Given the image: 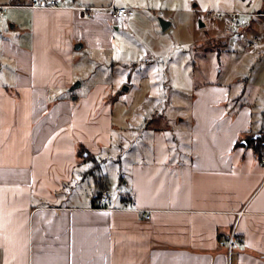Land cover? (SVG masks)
<instances>
[{
  "label": "crops",
  "instance_id": "1",
  "mask_svg": "<svg viewBox=\"0 0 264 264\" xmlns=\"http://www.w3.org/2000/svg\"><path fill=\"white\" fill-rule=\"evenodd\" d=\"M99 1L0 0L11 5L0 16V264H264V161L247 140L264 134V111L244 100L249 77L195 90L185 152L162 129L120 126L109 83L70 88L86 85L78 60L113 49L134 19L135 0H114L126 18L89 17L83 6L111 2ZM253 14L264 16L241 18ZM244 23L235 33L250 54L264 41ZM125 136L136 145L113 191L106 164ZM103 189L113 209L96 206ZM233 226L243 240L229 256L219 240Z\"/></svg>",
  "mask_w": 264,
  "mask_h": 264
},
{
  "label": "rangeland",
  "instance_id": "2",
  "mask_svg": "<svg viewBox=\"0 0 264 264\" xmlns=\"http://www.w3.org/2000/svg\"><path fill=\"white\" fill-rule=\"evenodd\" d=\"M99 2L108 4L110 0ZM135 3L131 25L116 24L119 30L113 49H92V55L86 53L78 60V70L86 83L84 88L78 87L79 91L91 82L109 83L120 126L162 129L172 150L181 147L185 152L195 90L206 83L220 82L234 83L235 90L238 85L234 80L240 70L250 79L244 100L253 105L255 113L264 111V44L244 54L246 42L239 39L236 28L227 39L225 21L208 17L210 11L264 12V0H135ZM161 19L172 24L163 29ZM245 19L242 22H250L252 31L259 34L263 43L264 16L253 14ZM200 20L204 26H200ZM219 38L228 43L226 49L221 50L223 43ZM249 61L254 65L251 70L243 67ZM128 137L119 141L118 155L106 164L108 185L113 191L119 178L120 158L126 161L125 155L132 151L128 147L136 145Z\"/></svg>",
  "mask_w": 264,
  "mask_h": 264
},
{
  "label": "built area",
  "instance_id": "3",
  "mask_svg": "<svg viewBox=\"0 0 264 264\" xmlns=\"http://www.w3.org/2000/svg\"><path fill=\"white\" fill-rule=\"evenodd\" d=\"M110 4L106 7H91V6H83L82 8L85 9L87 12V15L89 17H93L96 14V11H99L101 9H108L112 11V14L114 17H121L126 18L130 15V10L127 7L122 6H116L114 0H110ZM68 0H47V2H44L43 0H32L31 6H43V7H52V8H65L69 7ZM11 5H0V16L10 8ZM208 17L213 19L215 17H218L220 19H224L226 17H229V24L233 28H240L243 26L241 13L233 11L230 13L225 12H215L210 11L208 13ZM264 161V157L262 158ZM97 207L107 208V209H113V198L111 197L108 189H103L100 196L97 200ZM125 208L127 209H136V205L134 201H128L124 204ZM240 214V213H238ZM142 216L149 219L151 215L146 212H142ZM242 237H238L236 234L235 226L232 227L229 235L227 237L221 238L219 240L220 244L225 246L228 249L229 256L231 255L232 250L234 249L237 242L242 241Z\"/></svg>",
  "mask_w": 264,
  "mask_h": 264
},
{
  "label": "trees",
  "instance_id": "4",
  "mask_svg": "<svg viewBox=\"0 0 264 264\" xmlns=\"http://www.w3.org/2000/svg\"><path fill=\"white\" fill-rule=\"evenodd\" d=\"M248 143L254 146L256 153L263 158L264 157V134L252 135L248 139Z\"/></svg>",
  "mask_w": 264,
  "mask_h": 264
},
{
  "label": "water",
  "instance_id": "5",
  "mask_svg": "<svg viewBox=\"0 0 264 264\" xmlns=\"http://www.w3.org/2000/svg\"><path fill=\"white\" fill-rule=\"evenodd\" d=\"M170 21H167V20H164V19H161V25H162V28L163 29H166L170 26ZM200 26H204V22L202 20H200ZM82 44L79 43L78 45H76L77 48L81 47ZM80 86V81H77L73 84V86L71 87V90H75L77 87ZM245 143H247V141H244Z\"/></svg>",
  "mask_w": 264,
  "mask_h": 264
}]
</instances>
